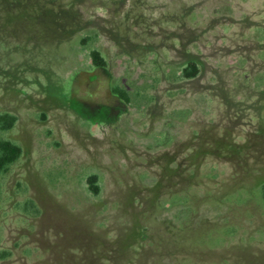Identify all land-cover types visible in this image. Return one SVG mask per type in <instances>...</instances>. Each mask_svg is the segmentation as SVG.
<instances>
[{
	"label": "rangeland",
	"instance_id": "rangeland-1",
	"mask_svg": "<svg viewBox=\"0 0 264 264\" xmlns=\"http://www.w3.org/2000/svg\"><path fill=\"white\" fill-rule=\"evenodd\" d=\"M4 112L0 264H264V0H0Z\"/></svg>",
	"mask_w": 264,
	"mask_h": 264
},
{
	"label": "trees",
	"instance_id": "trees-1",
	"mask_svg": "<svg viewBox=\"0 0 264 264\" xmlns=\"http://www.w3.org/2000/svg\"><path fill=\"white\" fill-rule=\"evenodd\" d=\"M90 57L92 60V64L96 67H106L107 61L102 56L101 52L97 49H93L90 52ZM183 77L192 78L195 77L199 73V67L194 61H190L181 71ZM113 92L120 97L122 100L126 102H130L131 97L129 93L119 86L112 87ZM17 117L14 114H10L8 112L0 113V130L6 131L11 129ZM22 154V148L9 139L0 138V175L6 172L9 167L19 159ZM87 183L89 190L98 194L100 190V186L98 184V175L96 173H92L87 178ZM262 191L264 192V185L262 187ZM0 199H1V187H0Z\"/></svg>",
	"mask_w": 264,
	"mask_h": 264
}]
</instances>
